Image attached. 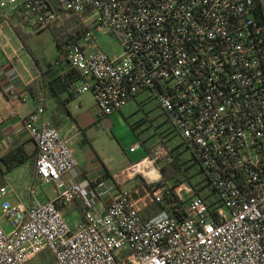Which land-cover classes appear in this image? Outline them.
<instances>
[{"label": "built area", "instance_id": "obj_1", "mask_svg": "<svg viewBox=\"0 0 264 264\" xmlns=\"http://www.w3.org/2000/svg\"><path fill=\"white\" fill-rule=\"evenodd\" d=\"M259 5L264 17V0H0V36L3 27L19 24L58 29L66 37L71 23L78 25L51 62L64 66L59 75H69L67 94L89 92L96 117L145 95L186 144L210 188L205 196L186 180H146L160 209L143 219L122 176L67 184L64 176L77 161L65 137L42 120L37 97L23 119L36 148L26 206L5 200L13 188L0 184L1 214L11 224L8 232L0 226V264H28L44 250L53 264H264ZM95 33L115 35L120 54L103 51ZM10 54L9 62L17 63V51ZM8 100L25 96L10 90ZM164 154L156 150L130 167L152 165ZM35 179L52 185L54 196L40 202ZM72 206L80 212L73 228L63 215Z\"/></svg>", "mask_w": 264, "mask_h": 264}, {"label": "rangeland", "instance_id": "obj_2", "mask_svg": "<svg viewBox=\"0 0 264 264\" xmlns=\"http://www.w3.org/2000/svg\"><path fill=\"white\" fill-rule=\"evenodd\" d=\"M79 28L78 25L74 26V22H72L67 33L74 34ZM53 30L58 29L34 31L27 26L15 24L13 28L3 27L1 39L2 41L4 40L5 43V36L10 37V40L8 39L7 42L11 41L14 46L18 47L20 56L32 63L36 70L42 69L44 71L46 64L51 63L57 55L53 39V32L55 33V31ZM14 31L20 33L21 39ZM58 33L61 34V31L58 30ZM95 37L99 47L103 51L109 54H120L121 48L118 38L115 35H100L99 33H95ZM1 44L2 42L0 41V45ZM8 51L12 53L13 49H8ZM87 93L88 95L90 94L89 92ZM0 100L1 102H6V99L1 93ZM136 100L125 104L121 108L122 112H114V114L110 115L111 118L109 120L102 117V120L93 129L87 132L86 139L83 141H73L71 146L74 148L75 154L78 153L80 156H83L84 153H86L88 157L98 159L110 173L120 170L118 174H120L119 176H122L124 180L123 185L131 190L137 189V191L142 187L147 189L148 183L146 180H166L160 173V168L167 165L172 160V157L174 158L175 156L180 168L179 174L184 175L182 178L189 181L190 184L200 187V191L205 196L209 195L210 188L207 185L204 173L200 165L192 161L190 151L180 136L174 133L169 127H166L165 123L162 124L166 127L164 130H159L158 125L156 126L153 123L152 117H164L160 108L156 106L154 101L147 98L145 95H138ZM93 106L94 102L89 98L83 101L81 107L83 109H90ZM134 143L138 145L137 151L135 153L128 152V148ZM162 149L166 150V155L164 154L156 159L152 165L147 166L146 162L140 165V170L142 172L146 173L150 171V175H153L152 177L154 178H143L136 167H130L132 164H135L130 162L136 160L139 155L145 153V156H153L154 151H161ZM82 151L84 152L83 154ZM127 164H129V168L123 171L122 168ZM25 169L28 173L30 172L31 175H34L32 164H26ZM6 173L7 172H4V174ZM1 176L2 174L0 172V184L2 183ZM178 177L180 178L181 176ZM34 187L38 192L44 191L49 195L51 194V187L47 184H38L37 179H35ZM4 199L9 201L12 205L17 202L13 193L7 194ZM66 222L71 225L67 219ZM0 226L6 232L11 230L10 221L2 216L1 210ZM53 262L54 259L50 252L44 250L37 254L28 264H53Z\"/></svg>", "mask_w": 264, "mask_h": 264}, {"label": "crops", "instance_id": "obj_3", "mask_svg": "<svg viewBox=\"0 0 264 264\" xmlns=\"http://www.w3.org/2000/svg\"><path fill=\"white\" fill-rule=\"evenodd\" d=\"M4 39L6 40L5 43L0 36V41L2 42L0 45V79L2 82L0 93L6 99L5 103L0 100V142L2 143L0 157L18 146H20L27 155H31V159L13 168L11 171L7 172L8 174L1 173L2 183L7 182L13 188V192L11 193H13L17 199L15 204L26 206V187L34 178V175L27 172L25 166L26 164L31 165V161H34L36 157V148L28 137V133L23 125V119L37 107V97L42 98L44 110L41 117L42 120L49 121L59 130V133L65 137L77 161V166L64 176V180L67 184L78 181L83 177L95 180L96 178L109 179L119 176L120 174H118V171L120 170L110 173L98 159L88 157L83 151V156H80L78 153L75 154V150L71 146L73 141L78 142L86 139L87 132L93 129L102 120V117L95 116L93 107L90 109H83L81 107L83 101L91 98V95L89 94V97L88 93H84L78 96V99L68 96L66 91L62 90L56 82L52 81L53 78L49 72H46V67L44 71L42 69L36 70L32 63L20 56L18 47L14 46L11 41L7 42L8 39L10 40V37L5 36ZM8 49L17 51V56L19 57L17 63H14V61H12V63L9 62L8 57L11 54ZM10 90L21 92L25 96V100L14 103L9 102L8 92ZM133 100H136V98L129 102ZM59 103L62 105H59ZM120 112H122V109H120ZM105 118L109 120L111 117L109 115V117ZM152 119L153 123L156 126L158 125L159 130H164L168 127L165 117H152ZM163 123L166 124V127L162 125ZM134 145H136V143L131 144L130 147ZM129 148L128 152H130ZM136 151L137 149L130 153H135ZM144 157L145 153L139 155L136 160L130 163H135ZM128 166L129 164L125 165L122 170H127L129 168ZM4 168V165L0 162V169L4 170ZM142 177L145 178L143 175ZM47 185L51 187L50 195L44 191L38 192L37 190V198L40 202H44L54 196L53 186ZM128 189L134 194L136 206L143 219H147L159 211L160 207L151 202L145 187L139 188V191H137V189ZM63 215L64 218L66 217L71 223V228H73L75 223L80 219L79 208L76 206L64 208Z\"/></svg>", "mask_w": 264, "mask_h": 264}, {"label": "trees", "instance_id": "obj_4", "mask_svg": "<svg viewBox=\"0 0 264 264\" xmlns=\"http://www.w3.org/2000/svg\"><path fill=\"white\" fill-rule=\"evenodd\" d=\"M259 9V19L261 21H264V17L262 15V6H258ZM261 13V14H260ZM55 31V33L53 32ZM53 39L55 43L56 50L58 52V49L60 48L61 43L65 40V38H70L72 36L71 33H69L66 37L65 36H59L58 30H53ZM17 36L21 39V35L18 31H14ZM36 64V63H35ZM64 68L63 65L56 66L52 63L46 64V72H49L51 77L53 78L52 81L56 82L62 90L67 92V85L70 80V77L68 74H65L64 76L59 75V72ZM69 96V95H68ZM71 97V96H70ZM62 103V102H61ZM59 103V105H62ZM172 156V155H170ZM28 159H31V155H27L24 150L18 146L5 155L0 157V162L4 165V170H1V173L9 172L13 168L20 166L24 164ZM32 166H34V161H31ZM180 168L177 163V159L172 157V160L167 164L160 168V173L163 175V178L166 180L178 178L180 180H185L184 175L179 174ZM178 176H181L180 178ZM189 182V181H187ZM190 183V182H189Z\"/></svg>", "mask_w": 264, "mask_h": 264}, {"label": "bare ground", "instance_id": "obj_5", "mask_svg": "<svg viewBox=\"0 0 264 264\" xmlns=\"http://www.w3.org/2000/svg\"><path fill=\"white\" fill-rule=\"evenodd\" d=\"M142 163H143V162H140V163L138 164V166H136L137 170H138V169H139V170L141 169V168H140V165H141ZM141 172H142V171H141ZM150 173H151L150 171H148V172H146V173L142 172V174H143L145 177H147V178H149V177H150V178H154V177H152L153 175H152V176L150 175Z\"/></svg>", "mask_w": 264, "mask_h": 264}]
</instances>
